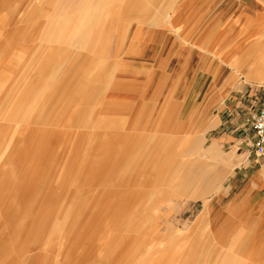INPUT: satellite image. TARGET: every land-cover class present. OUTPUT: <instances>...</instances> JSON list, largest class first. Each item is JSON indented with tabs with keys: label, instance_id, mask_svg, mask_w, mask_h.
<instances>
[{
	"label": "rangeland",
	"instance_id": "1",
	"mask_svg": "<svg viewBox=\"0 0 264 264\" xmlns=\"http://www.w3.org/2000/svg\"><path fill=\"white\" fill-rule=\"evenodd\" d=\"M178 1L0 0V264H264V169L210 165L264 162L210 63L264 7Z\"/></svg>",
	"mask_w": 264,
	"mask_h": 264
},
{
	"label": "crops",
	"instance_id": "2",
	"mask_svg": "<svg viewBox=\"0 0 264 264\" xmlns=\"http://www.w3.org/2000/svg\"><path fill=\"white\" fill-rule=\"evenodd\" d=\"M180 1L181 0H179L176 3V5L186 4V1L185 2H180ZM196 2L197 1L194 0L193 6L200 5V0H198L197 4ZM232 4L237 6L238 5L245 6L247 8H251V6L254 5L264 7V0H230L228 6ZM242 16L243 15H241V17ZM246 33L247 31L244 30L243 27L235 30V33H233V27H231L230 30H228L225 33L223 38L224 40L225 38L228 39L225 42V46L222 51V56H220L219 61L210 62L211 68L220 71L222 70L230 71V70H246L251 67H255V68L258 67L257 69H260V71L256 74L257 80L256 82H252L250 84L263 85L264 84V43L256 42L255 44H253L251 49L252 51L248 50L249 49L248 47L246 49H243L246 43V41L243 39L248 37ZM233 38L237 40L233 41ZM222 74H223L222 80L219 82L217 86L214 85V88L211 91L210 99L213 100V104L223 102L225 98H227V96L229 97L234 92L235 87L243 86L241 83L239 84L236 82L230 84H223L225 83V81L231 79L233 75L231 73L229 74L228 72ZM225 107H228V105H226L225 103L224 105L220 104L219 109L217 108L216 113L222 112ZM215 118L214 120H216ZM235 135L236 133L233 134V136H231V140L233 144L231 145L230 153H228L227 157L221 162L210 163V165L214 164L215 166L219 165V167H223L227 162H230L231 164L237 163L236 165L241 166L245 169L246 171L245 173L251 175H253V173L256 174L260 170L264 169V162L262 164L260 163L259 166H257L255 164H252L251 160L248 158L247 155L237 154V151L239 150V145L236 142V140H233L235 139ZM209 148H212V146H209Z\"/></svg>",
	"mask_w": 264,
	"mask_h": 264
},
{
	"label": "built area",
	"instance_id": "3",
	"mask_svg": "<svg viewBox=\"0 0 264 264\" xmlns=\"http://www.w3.org/2000/svg\"><path fill=\"white\" fill-rule=\"evenodd\" d=\"M247 123L252 132L250 146L253 153L264 155V99L256 110L249 112Z\"/></svg>",
	"mask_w": 264,
	"mask_h": 264
}]
</instances>
